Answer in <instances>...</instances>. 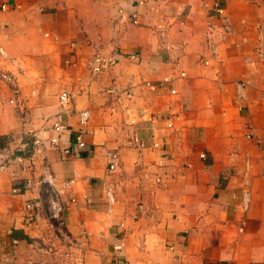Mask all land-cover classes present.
<instances>
[{
    "label": "crops",
    "instance_id": "1",
    "mask_svg": "<svg viewBox=\"0 0 264 264\" xmlns=\"http://www.w3.org/2000/svg\"><path fill=\"white\" fill-rule=\"evenodd\" d=\"M136 1L0 0V73L13 74L26 109L21 119L0 78V147L12 135L53 136L57 119L65 126L60 145L45 149L64 203L63 234L41 187L11 190L16 176L38 177L41 161L29 172L12 163L0 172V264L13 240L16 259L33 264H51L54 249L70 264H264V0H144L140 24L119 19L117 5ZM162 19L164 41L154 29ZM94 47L117 61L98 76L88 68ZM175 62L184 77L155 90L141 84L176 73ZM111 82L133 90L115 112L102 95ZM61 91L69 94L63 103ZM80 131L85 148L65 153ZM112 151L117 166L108 170ZM137 161L161 181L141 179ZM138 203L146 209L134 217Z\"/></svg>",
    "mask_w": 264,
    "mask_h": 264
},
{
    "label": "built area",
    "instance_id": "2",
    "mask_svg": "<svg viewBox=\"0 0 264 264\" xmlns=\"http://www.w3.org/2000/svg\"><path fill=\"white\" fill-rule=\"evenodd\" d=\"M146 4L144 0H137L135 3L131 5L129 9L122 4L117 5L116 9L118 12L119 19H124L125 21H129L134 25L140 24V10L138 7H143ZM5 5H2L4 8ZM215 13L220 18L222 28L224 31L229 30V22L228 17L224 11V8L215 5L214 7ZM168 21L166 19H162L158 23H155L154 29L159 35L160 39L164 41L167 31ZM210 27L215 28V23H210ZM213 53H216V48L212 46ZM3 53V51L1 50ZM130 59H137V54H130ZM117 63L115 56L106 55L99 47H94L91 53L88 68L93 76H98L99 74L107 71L112 66ZM204 63L207 64L208 61L204 60ZM174 69L176 73L170 76H164L156 82L143 80L141 82L149 90H155L159 86H165L171 84L174 79L182 78L185 76V71L180 68L178 62H175ZM0 78L6 82L10 87L11 97L8 102L13 104L16 112L20 115L21 119H24L26 114V109L24 107L23 101L20 99V93L18 85L15 81V78L11 72H1ZM170 93H176V89L172 86H169ZM102 95L107 100L106 106L115 112L118 106H122L124 101L129 102L133 98V90L132 85L130 84L127 87L119 88L114 82H111L106 88L102 90ZM61 103L67 101L69 99V94L67 91H61L58 95ZM79 123L84 126L87 124L90 116V112L88 109H83L79 111ZM59 115L57 116V118ZM135 119H130V123H133ZM167 127H172L173 123L171 118L166 123ZM53 130L55 134L53 136H49L43 138L39 136L37 132L30 133L29 135L18 137L16 135H12L9 145L5 147H0V172L6 170L12 163H16L20 171L29 172L34 169L36 163L41 161V174L38 177L26 176L24 178L14 177V184L12 186V192L18 193L20 192V188L16 186V184L21 183L23 186V191H33L34 189L41 187L42 191L46 196L47 209H48V219L52 222L53 226L56 230L61 233L65 224V219L63 215L64 203L60 197L59 192L57 191L54 184V174L52 173L49 163L45 156V149L49 146H58L61 142L60 132L65 129V126L57 119L53 125ZM83 131H80L76 136V142L73 145H69L63 147V151L65 153H74L77 154L79 149H83L86 146L85 141L83 140ZM245 136L247 138H251L252 135L250 133H246ZM151 146L159 147V143L155 141L151 137ZM132 143L136 148L141 151L146 146L140 139L133 135ZM27 152H29L27 154ZM109 160L107 169L114 170L116 168V161L118 159V153L116 151H112L108 153ZM137 166L140 169L138 176L142 178H147L152 180L153 183L158 184L161 181L160 176H149V172L147 171V166L142 168L141 162L137 161ZM163 159L158 160L157 165H163ZM141 168L144 169L141 171ZM117 191V184L109 185L106 188V199L109 204L115 201V194ZM249 201V194L246 192L244 194V205L247 207ZM37 202L35 200H29L26 202L25 207L27 209H33L37 212ZM137 211L134 217L139 215L146 209V206L143 203L137 204ZM63 232L61 233V235ZM15 246H17V241L13 240V248L8 252L4 253V261L6 264H33L31 259H27L26 261H19L16 259V250ZM2 244L0 243V250ZM51 264H60L59 262H52ZM219 264V263H215Z\"/></svg>",
    "mask_w": 264,
    "mask_h": 264
},
{
    "label": "rangeland",
    "instance_id": "3",
    "mask_svg": "<svg viewBox=\"0 0 264 264\" xmlns=\"http://www.w3.org/2000/svg\"><path fill=\"white\" fill-rule=\"evenodd\" d=\"M57 251L58 250H55L54 249L50 253V256H51V259H52V261L50 263H52V262H59L60 264H70L69 261L67 260L68 253L65 252V251H59V252H57Z\"/></svg>",
    "mask_w": 264,
    "mask_h": 264
}]
</instances>
